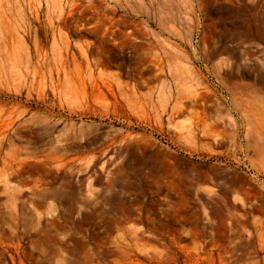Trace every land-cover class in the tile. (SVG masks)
I'll return each mask as SVG.
<instances>
[{"label":"rangeland","instance_id":"374dc122","mask_svg":"<svg viewBox=\"0 0 264 264\" xmlns=\"http://www.w3.org/2000/svg\"><path fill=\"white\" fill-rule=\"evenodd\" d=\"M0 264H264V0H0Z\"/></svg>","mask_w":264,"mask_h":264}]
</instances>
